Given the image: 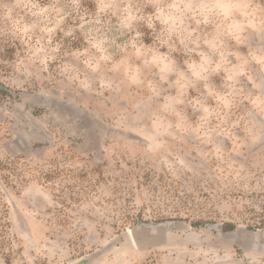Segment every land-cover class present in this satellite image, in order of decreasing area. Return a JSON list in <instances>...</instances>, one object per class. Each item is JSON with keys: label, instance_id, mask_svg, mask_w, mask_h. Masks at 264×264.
Masks as SVG:
<instances>
[{"label": "rangeland", "instance_id": "rangeland-1", "mask_svg": "<svg viewBox=\"0 0 264 264\" xmlns=\"http://www.w3.org/2000/svg\"><path fill=\"white\" fill-rule=\"evenodd\" d=\"M130 38L93 0H0V264H264V29L225 102L116 70Z\"/></svg>", "mask_w": 264, "mask_h": 264}, {"label": "clouds", "instance_id": "clouds-1", "mask_svg": "<svg viewBox=\"0 0 264 264\" xmlns=\"http://www.w3.org/2000/svg\"><path fill=\"white\" fill-rule=\"evenodd\" d=\"M76 0H68V4ZM101 13L115 17L131 38L121 49L116 70L139 76L152 71L160 83L186 94L202 87L221 102L226 97L210 83L222 73L232 82L243 66L231 47L237 35L264 29V0H93ZM146 36L150 43H146ZM166 49V51H165ZM174 54L183 57L178 60ZM222 86V85H221ZM177 107L185 100L172 97ZM191 102V101H190ZM194 106L201 107L199 100Z\"/></svg>", "mask_w": 264, "mask_h": 264}, {"label": "water", "instance_id": "water-1", "mask_svg": "<svg viewBox=\"0 0 264 264\" xmlns=\"http://www.w3.org/2000/svg\"><path fill=\"white\" fill-rule=\"evenodd\" d=\"M142 226H145V224L144 225H142ZM162 227V226H165V224H161V225H157V224H150V225H148V226H146V227H148L149 229H151V228H155V227ZM108 248V247H107ZM105 250L106 249H104V250H102V251H100V252H97V253H95V254H93V255H91V256H89L88 258H86V259H83V260H81L80 262H77V263H75V264H92L94 261H96V259H98V258H100L101 256H102V254L105 252Z\"/></svg>", "mask_w": 264, "mask_h": 264}, {"label": "trees", "instance_id": "trees-1", "mask_svg": "<svg viewBox=\"0 0 264 264\" xmlns=\"http://www.w3.org/2000/svg\"><path fill=\"white\" fill-rule=\"evenodd\" d=\"M228 227H229V228H232V227H233V225H228Z\"/></svg>", "mask_w": 264, "mask_h": 264}]
</instances>
